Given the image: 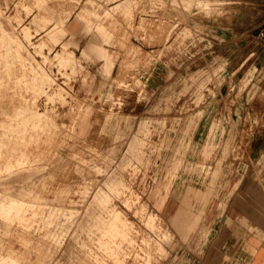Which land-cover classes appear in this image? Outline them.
<instances>
[{"label":"rangeland","instance_id":"1","mask_svg":"<svg viewBox=\"0 0 264 264\" xmlns=\"http://www.w3.org/2000/svg\"><path fill=\"white\" fill-rule=\"evenodd\" d=\"M262 26L264 0H0V264H203L222 181L264 174Z\"/></svg>","mask_w":264,"mask_h":264},{"label":"crops","instance_id":"2","mask_svg":"<svg viewBox=\"0 0 264 264\" xmlns=\"http://www.w3.org/2000/svg\"><path fill=\"white\" fill-rule=\"evenodd\" d=\"M256 140L250 154L260 158L264 141ZM223 182L227 186L220 195L223 208L203 227L207 235L203 264H264V174L240 177L236 185Z\"/></svg>","mask_w":264,"mask_h":264},{"label":"built area","instance_id":"3","mask_svg":"<svg viewBox=\"0 0 264 264\" xmlns=\"http://www.w3.org/2000/svg\"><path fill=\"white\" fill-rule=\"evenodd\" d=\"M257 37L264 45V26L258 29Z\"/></svg>","mask_w":264,"mask_h":264}]
</instances>
